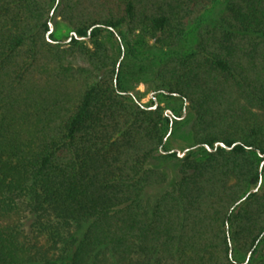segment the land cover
<instances>
[{"label": "trees", "instance_id": "trees-1", "mask_svg": "<svg viewBox=\"0 0 264 264\" xmlns=\"http://www.w3.org/2000/svg\"><path fill=\"white\" fill-rule=\"evenodd\" d=\"M215 1L0 0V264H264V0H225L154 70L203 150L173 185L149 163L170 118L126 100L100 38L126 26L174 48ZM52 9L65 44L46 38Z\"/></svg>", "mask_w": 264, "mask_h": 264}, {"label": "rangeland", "instance_id": "rangeland-1", "mask_svg": "<svg viewBox=\"0 0 264 264\" xmlns=\"http://www.w3.org/2000/svg\"><path fill=\"white\" fill-rule=\"evenodd\" d=\"M224 8L225 0H216L208 5L198 17L187 24L182 41L174 48L155 44L141 31L130 30L126 26L113 30L104 29L100 34L101 40L107 44L117 64L121 78L120 90L126 100L135 99L141 103L153 105L154 101L150 96L153 92L157 104L170 118L164 127L162 147L149 162L151 166L158 167L165 173L167 183L170 185L174 184L177 170L182 162L180 159L184 154L169 157L165 151L177 149L179 153H182L184 149L189 148L196 149L194 156H201L203 150L195 147L193 143L190 130L191 114L187 103L175 95L158 90L153 73L156 66L168 56L190 51L196 42L198 29L216 21ZM50 21L53 24L51 34L55 42L67 43L66 40L72 30L56 16L54 9L50 12ZM70 60L74 64L82 62L80 57H72ZM236 257L242 258L239 254Z\"/></svg>", "mask_w": 264, "mask_h": 264}, {"label": "water", "instance_id": "water-1", "mask_svg": "<svg viewBox=\"0 0 264 264\" xmlns=\"http://www.w3.org/2000/svg\"><path fill=\"white\" fill-rule=\"evenodd\" d=\"M48 26H49V29H48V31L46 32V38H47L48 41L53 42V40L50 38V34H51V31H52V28H53V24H52V22H51L50 20L48 21ZM72 35H75L74 31H72L71 34H70V36L67 38V40H66L67 42L71 39V36H72ZM76 38H80V37L76 35ZM66 41H61V42H62V43H65ZM163 92L166 93V94H172V95H175V96H176V93H174V92H170V91H167V90H166V91H163ZM150 96L152 97V99H153V101H154V103H153V105H152V108H155V107L158 105V104H157L156 97L154 96V93H153V92L150 94ZM236 143H237V142H236ZM236 143L232 144L231 146H226L223 142H215L213 147H210V146L207 145V144H204L203 146H204L208 151H213V150H215V149L217 148V146H221V147H224V148H227V149H228V148H232ZM198 146H199V145H195V147H198ZM188 150H189V148H186V149L183 150L182 153H179V151H178L177 149H171V150H169V151L176 152L177 154L183 155V154H185L186 151H188ZM169 151H165V152H169ZM257 154L263 158V160H262L261 163H260V167H261V166L264 164V154H262V153L260 152V150H257ZM259 185H260V182H259V184H258L256 187L251 188V189L248 191V193L256 192V191L258 190V188H259ZM246 197H247V195H245V196L243 197V199H245Z\"/></svg>", "mask_w": 264, "mask_h": 264}]
</instances>
